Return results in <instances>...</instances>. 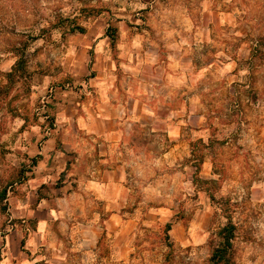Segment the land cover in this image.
<instances>
[{
	"label": "clouds",
	"instance_id": "9594fccd",
	"mask_svg": "<svg viewBox=\"0 0 264 264\" xmlns=\"http://www.w3.org/2000/svg\"><path fill=\"white\" fill-rule=\"evenodd\" d=\"M0 264H264V0H0Z\"/></svg>",
	"mask_w": 264,
	"mask_h": 264
}]
</instances>
